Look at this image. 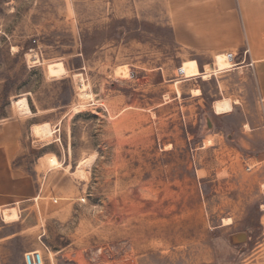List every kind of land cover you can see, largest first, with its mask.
<instances>
[{
	"label": "rangeland",
	"instance_id": "obj_1",
	"mask_svg": "<svg viewBox=\"0 0 264 264\" xmlns=\"http://www.w3.org/2000/svg\"><path fill=\"white\" fill-rule=\"evenodd\" d=\"M186 22L172 0H0V124L36 188L0 210V264H264L257 88L204 77Z\"/></svg>",
	"mask_w": 264,
	"mask_h": 264
},
{
	"label": "crops",
	"instance_id": "obj_2",
	"mask_svg": "<svg viewBox=\"0 0 264 264\" xmlns=\"http://www.w3.org/2000/svg\"><path fill=\"white\" fill-rule=\"evenodd\" d=\"M172 1L186 3L188 47L202 42L204 49L213 51L215 56L222 54L221 52L231 55L230 61L235 66V71H250L257 88L264 123V0ZM190 34L200 37L194 38ZM194 61L188 62L193 64ZM180 68L184 69L182 75H185V66L181 65ZM199 72L189 73L188 78L200 76ZM20 148L22 145L15 122L8 120L1 123L0 210L4 208L2 219L10 218L16 212L15 208L7 206L32 199L36 194L31 176L22 166L13 163L20 153ZM32 250L35 249L27 251Z\"/></svg>",
	"mask_w": 264,
	"mask_h": 264
},
{
	"label": "bare ground",
	"instance_id": "obj_3",
	"mask_svg": "<svg viewBox=\"0 0 264 264\" xmlns=\"http://www.w3.org/2000/svg\"><path fill=\"white\" fill-rule=\"evenodd\" d=\"M230 59H231V55H229V56L227 54L216 55L215 59H214V63L212 65H205L206 73H205L204 77H208L209 76L208 73H211L213 71H221V70H224L228 67H231L232 63H231ZM180 70L181 69L178 70V73L182 75V72H180ZM193 93H194V95L197 94V90H194ZM245 127L247 130L250 129V127L247 124L245 125ZM204 143H206V142H204Z\"/></svg>",
	"mask_w": 264,
	"mask_h": 264
},
{
	"label": "built area",
	"instance_id": "obj_4",
	"mask_svg": "<svg viewBox=\"0 0 264 264\" xmlns=\"http://www.w3.org/2000/svg\"><path fill=\"white\" fill-rule=\"evenodd\" d=\"M25 264H42V255L40 251L33 250L24 254Z\"/></svg>",
	"mask_w": 264,
	"mask_h": 264
},
{
	"label": "water",
	"instance_id": "obj_5",
	"mask_svg": "<svg viewBox=\"0 0 264 264\" xmlns=\"http://www.w3.org/2000/svg\"><path fill=\"white\" fill-rule=\"evenodd\" d=\"M180 72H182V70H180ZM231 241L233 242V241H243L244 240V234L243 233H241V234H233L232 236H231Z\"/></svg>",
	"mask_w": 264,
	"mask_h": 264
}]
</instances>
